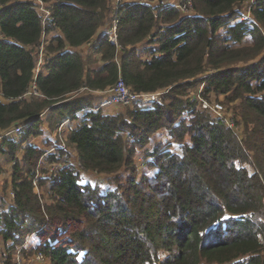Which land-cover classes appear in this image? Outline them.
<instances>
[{
	"label": "trees",
	"instance_id": "obj_1",
	"mask_svg": "<svg viewBox=\"0 0 264 264\" xmlns=\"http://www.w3.org/2000/svg\"><path fill=\"white\" fill-rule=\"evenodd\" d=\"M113 2L0 0V129L23 125L0 145L14 193L0 209V252L24 250L36 236L35 254L50 264H264V0H193L187 13ZM246 4L250 20L240 18ZM114 20L118 46L108 33ZM97 36L85 58L80 48ZM120 77L133 92L166 94L109 113L79 94L107 91ZM200 85L237 104L234 128L183 99ZM46 114L55 129L78 122L67 143L80 169L64 163L39 180L51 199L43 204L38 162L68 155L58 146L45 158L34 142ZM186 116L187 130L175 133ZM164 129L189 141L150 152L141 180L111 190L83 183L82 171L135 172L136 151Z\"/></svg>",
	"mask_w": 264,
	"mask_h": 264
},
{
	"label": "rangeland",
	"instance_id": "obj_2",
	"mask_svg": "<svg viewBox=\"0 0 264 264\" xmlns=\"http://www.w3.org/2000/svg\"><path fill=\"white\" fill-rule=\"evenodd\" d=\"M182 0H155V1H150L153 2L155 6H158L159 4H164L165 3H169L170 5H174V4H179L181 3ZM149 2V3H150ZM115 4V2H113ZM45 7V5H44ZM248 9V4H246V6H243V9L241 12H246ZM45 10H47L45 8ZM42 12H45L43 10H41ZM48 11V10H47ZM187 13V12H186ZM253 18V16H252ZM110 24V22H109ZM108 24V25H109ZM112 24V23H111ZM110 24V25H111ZM109 25V27H110ZM108 27V28H109ZM50 37V36H49ZM49 37H44V42L46 43L47 39ZM99 41V36H97L91 43V47L96 44ZM251 39H248L247 43L248 45H251ZM91 47H90V51H91ZM85 48H89V46H86ZM144 50V49H143ZM80 51L82 52V54L84 55V57L86 58L88 56V53H85V50L83 48H80ZM41 52V50H40ZM39 58L41 59V54L39 56ZM39 59V60H40ZM39 63V62H38ZM79 94H90L93 97H95V105L96 106H100L101 103L105 100L106 96H108V93L106 92H99V91H93V92H85L84 90L80 91ZM166 94V92H164V95ZM163 95V97H164ZM183 99L190 101V102H194L195 104L199 103L201 100H204L206 102H208L212 107L214 105H216L217 103H221L224 106V111L226 115H233L234 116V108L237 105L236 103L233 104H227L226 103V99L225 96L220 95L219 97H216L215 95H206V93L204 92V87L197 86L194 89L189 90L187 96H182ZM1 98V97H0ZM2 99V98H1ZM197 108H199L197 106ZM104 112H114L115 110L117 111H125L127 110V107L122 106V105H117L116 107H114L113 109H111V107H107L103 109ZM211 111V113L215 114L211 109H209ZM235 121H237L236 117L234 116ZM188 116H186L185 118H183V122H181L180 124H177L174 126V131L175 133L177 131H186L187 127H188ZM71 123V122H69ZM182 125V126H180ZM241 128H243L241 126ZM242 130L244 131V128L241 129L239 132L242 135ZM56 134V133H55ZM62 137V136H61ZM61 137L58 138H50L47 139L46 143L41 146L43 148V150L46 152L45 154V158H47L48 155L53 154L56 155L57 153V147L58 146H62L65 147L66 150L68 151V155L62 157V159L58 162L55 163H51L50 161L42 158L40 160V162H38V167H37V172H36V192L42 196V200H43V204L49 203L50 199V195L48 194V187H47V183L46 184H41L39 180H45L50 178L53 174L54 171H56L60 166H62L64 163H71L73 165L78 166V154H77V150L74 148V146L70 145L69 143H66L65 146H63V141L61 140ZM34 141H38L36 140V138L34 139ZM189 141V137H186L184 143H187ZM183 142H180V140L173 135L170 130L169 131H164V130H160L157 133H155L150 142L148 143V145H146L144 148L138 149L134 155V160H135V166H136V171L132 172H125L122 171L119 176L117 174L114 175H107V174H98V173H94V172H85L82 171V180L83 183L85 184V182H90L92 183L93 186H100L103 189L106 190H111V189H116L118 187H120V185H126V181L128 178H136L138 180H141L142 175L143 174H149L152 170L148 167V165L146 164L147 162V156L150 152H152L153 150H155L157 147H172V149H176L177 151H180V147L181 145L184 144ZM248 167L250 168V170L253 168L251 166L248 165ZM78 168L80 169V167L78 166ZM12 165L9 164L7 161H4V157L2 155H0V199H3V203H9L10 198H9V192L12 190V186H11V180H12ZM116 180H121V184L118 182L116 183ZM7 199V200H5ZM5 204L0 205V209L3 208V206H6ZM37 237L36 236H31L28 241L25 243V249L23 251H21V255H22V261L25 264H48L49 260H47L46 262H38L34 259V256L38 253L35 254V250H36V246H37ZM18 250V248L8 251L5 250L3 248V250L0 252V264H15V252ZM12 253V254H11ZM11 254V255H9ZM45 256V255H44ZM45 259L46 256H45ZM50 264V263H49Z\"/></svg>",
	"mask_w": 264,
	"mask_h": 264
},
{
	"label": "built area",
	"instance_id": "obj_3",
	"mask_svg": "<svg viewBox=\"0 0 264 264\" xmlns=\"http://www.w3.org/2000/svg\"><path fill=\"white\" fill-rule=\"evenodd\" d=\"M119 1L120 0H114L115 7L118 5ZM144 1L147 2L148 0H144ZM252 1L254 0H249V2H252ZM192 4H193V0H182L181 3L175 4V6L180 8L182 11L186 12L191 9ZM40 5H41V10L45 11L43 13H45L48 16L49 12L45 10L44 4L41 2ZM240 18L244 20L252 19V5H248V9L245 13L241 12ZM117 27H118V20H114L112 25L108 29L110 41L116 46L119 45ZM91 43L92 41L81 47L85 50V53H88L90 51ZM86 46H89V48H85ZM40 50H41L40 52L41 59L39 58L40 60H39L36 72H39L40 66L43 63V46L40 47ZM104 92L108 93V96H106L105 100L101 103L100 106H95L96 108L94 110H99L100 108L104 109L107 107L113 108V107H116L117 105H122L125 107H133L135 104H149V103L160 100V98L164 95L165 91H159L157 93H140L139 94V93L133 92L126 85L124 79L120 77L118 83L113 88L107 91H104ZM28 94L40 96V94L35 91V87H32L31 91ZM196 106H198L202 110L210 111L209 109H211L218 117L225 116L228 125L231 128H234L233 115L225 114L223 104L217 103L216 105L212 107L208 102L201 100L199 103L196 104ZM21 129L22 128L19 125L14 126L13 128H8V129H3V130L0 129V144H2L6 139H9V138H12L18 135L21 132ZM11 196L13 197L14 193H11ZM21 251H23V246L19 247L18 250L15 252V255H14L15 264H23ZM34 259L38 262H43L44 255L42 253L36 254L34 256Z\"/></svg>",
	"mask_w": 264,
	"mask_h": 264
},
{
	"label": "crops",
	"instance_id": "obj_4",
	"mask_svg": "<svg viewBox=\"0 0 264 264\" xmlns=\"http://www.w3.org/2000/svg\"><path fill=\"white\" fill-rule=\"evenodd\" d=\"M113 108H111V109H113ZM47 115L48 114H46V117H44V120H43L44 133L41 137L36 138V140H38V141H34L39 146H43L46 143L47 139H50V138H55V137L58 138L61 136L68 138L70 128L74 127L78 123L77 121H72L71 123L67 122L64 126H62V129H61V125H59L55 129L50 124V121L48 120ZM164 131L167 132L168 130L164 129ZM9 198H10V201H9V203H6V204L3 203V199H0V205H2V204H5L6 206L10 205L12 203V198H11L10 192H9ZM5 200H7V199H5Z\"/></svg>",
	"mask_w": 264,
	"mask_h": 264
},
{
	"label": "bare ground",
	"instance_id": "obj_5",
	"mask_svg": "<svg viewBox=\"0 0 264 264\" xmlns=\"http://www.w3.org/2000/svg\"><path fill=\"white\" fill-rule=\"evenodd\" d=\"M150 1H155V0H148L147 2L149 3ZM149 4H151L152 6H154V7H158V6H155L154 5V3L153 2H150ZM203 85V84H202ZM201 85V86H202ZM159 92V91H158ZM157 93V92H156ZM159 101V100H158ZM67 123V121H65L64 123H62L61 124V127L62 126H64L65 124ZM21 128H23V125H19ZM61 140L63 141V146H65L66 145V143L68 142V138H66V137H61ZM1 145V144H0ZM62 147V146H61ZM65 148V147H64ZM78 166L80 167V164H79V162H78ZM61 167V166H60ZM60 167L58 168V169H60ZM57 169V170H58ZM57 170L56 171H54V173L56 174V172H57ZM39 254V253H38ZM44 255V254H43ZM47 261V259H45V256H44V261L43 262H46ZM23 264H25L24 262H23Z\"/></svg>",
	"mask_w": 264,
	"mask_h": 264
}]
</instances>
